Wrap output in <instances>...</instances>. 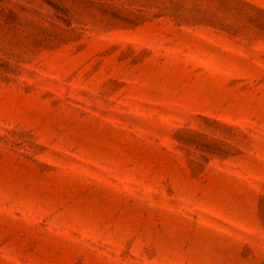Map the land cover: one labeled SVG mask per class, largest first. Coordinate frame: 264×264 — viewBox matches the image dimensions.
Segmentation results:
<instances>
[{"label": "rangeland", "instance_id": "rangeland-1", "mask_svg": "<svg viewBox=\"0 0 264 264\" xmlns=\"http://www.w3.org/2000/svg\"><path fill=\"white\" fill-rule=\"evenodd\" d=\"M0 264H264V0H0Z\"/></svg>", "mask_w": 264, "mask_h": 264}]
</instances>
